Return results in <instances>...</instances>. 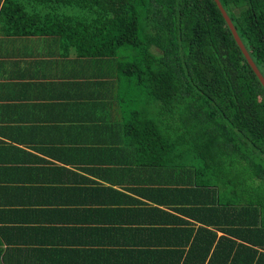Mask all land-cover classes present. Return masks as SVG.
Instances as JSON below:
<instances>
[{"label": "crops", "instance_id": "0c3cea01", "mask_svg": "<svg viewBox=\"0 0 264 264\" xmlns=\"http://www.w3.org/2000/svg\"><path fill=\"white\" fill-rule=\"evenodd\" d=\"M8 1L0 0V264H193L208 251V231L224 236L211 225L208 193L180 168L193 161L166 165L143 149L157 129L132 123L112 58L58 36L17 35L5 22Z\"/></svg>", "mask_w": 264, "mask_h": 264}, {"label": "trees", "instance_id": "16d2710c", "mask_svg": "<svg viewBox=\"0 0 264 264\" xmlns=\"http://www.w3.org/2000/svg\"><path fill=\"white\" fill-rule=\"evenodd\" d=\"M21 1L4 10L9 29L112 58L132 123L159 131L143 149L166 165L193 161L180 168L224 233L208 231L193 264H264V87L215 0H27L40 15ZM219 1L264 76V0Z\"/></svg>", "mask_w": 264, "mask_h": 264}, {"label": "water", "instance_id": "95a60500", "mask_svg": "<svg viewBox=\"0 0 264 264\" xmlns=\"http://www.w3.org/2000/svg\"><path fill=\"white\" fill-rule=\"evenodd\" d=\"M215 2L217 3L221 13L223 14V17L225 19V21L228 24L229 29L231 30L237 44L239 45L241 51L243 52L245 58L247 59L249 65L251 66V68L253 69V71L255 72V74L257 75V77L259 78L262 86L264 87V76L262 75V73L260 72V70L258 69V67L256 66L255 62L253 61V59L251 58L249 52L247 51L244 43L242 42L233 22L231 21V19L229 18L227 12L225 11V9L223 8L222 4L220 3L219 0H215Z\"/></svg>", "mask_w": 264, "mask_h": 264}, {"label": "rangeland", "instance_id": "374dc122", "mask_svg": "<svg viewBox=\"0 0 264 264\" xmlns=\"http://www.w3.org/2000/svg\"><path fill=\"white\" fill-rule=\"evenodd\" d=\"M74 11H76V10H74ZM76 14H77V12H76Z\"/></svg>", "mask_w": 264, "mask_h": 264}]
</instances>
